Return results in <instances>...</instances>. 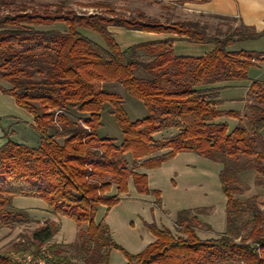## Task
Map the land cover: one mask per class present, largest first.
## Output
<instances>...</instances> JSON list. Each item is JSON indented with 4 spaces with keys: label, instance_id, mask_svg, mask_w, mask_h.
<instances>
[{
    "label": "trees",
    "instance_id": "trees-1",
    "mask_svg": "<svg viewBox=\"0 0 264 264\" xmlns=\"http://www.w3.org/2000/svg\"><path fill=\"white\" fill-rule=\"evenodd\" d=\"M6 7L8 2L0 0V80L11 87H0V91L32 114L40 144L37 148L17 144L4 132L7 141L0 145V230L27 220L26 212L13 206L15 197L42 199L52 215L87 225L85 233L91 246H83V264H109L107 250L122 249L104 223L96 224L95 217L101 205L112 207L120 201L118 195H108L113 184L117 194L126 193L132 179L138 193L152 192L158 203L161 201V193L149 189L148 175L129 169L127 154L135 165L149 171L182 152L222 164L245 156L254 158L256 171L264 173V152L256 143L264 130V86L259 81L251 83V92H258L256 104L249 108L252 134L241 126L229 131L226 124L219 123L223 115L238 118V113L221 112L203 93L218 84L246 81L252 70L261 68L264 53L230 50L239 42L258 38V34L244 25L241 28L246 34L235 31L219 37L209 36L192 22L165 27L140 20H103L73 13L41 15L24 10L3 16L1 11ZM57 23H64L67 31L35 28ZM110 25L177 34L191 44L213 45L215 49L203 57L177 56L173 38L123 49L108 30ZM84 29L100 35L106 46L87 38ZM104 83L121 84L130 97L143 103L148 116L132 122L122 97L104 90ZM106 104L113 107L122 132L119 144L98 134ZM74 112L80 114L79 121L67 117ZM55 115L60 129L54 125ZM169 130L177 133L157 139L159 133ZM54 133L64 137L63 143ZM234 177L227 170L220 174L227 198L224 234L200 238L196 233L198 219H191L184 210L174 223L179 235L165 226L147 224L154 240L140 254L125 253L128 264H264V214L257 207L247 237L237 242L230 231L239 214V202L229 186ZM57 226L53 222L32 233L29 245L36 255L41 253L40 246L58 233ZM48 252L52 264H79L58 247L51 246ZM0 264L14 261L0 254Z\"/></svg>",
    "mask_w": 264,
    "mask_h": 264
},
{
    "label": "rangeland",
    "instance_id": "rangeland-1",
    "mask_svg": "<svg viewBox=\"0 0 264 264\" xmlns=\"http://www.w3.org/2000/svg\"><path fill=\"white\" fill-rule=\"evenodd\" d=\"M8 7L3 8L1 14L15 15L21 11L27 13L45 14H66L73 13L77 16H92L105 20H127L146 21L173 27L178 23L192 22L200 23L199 28H204L209 36L225 37L235 31L246 34L236 19H220L211 15L203 18L187 21L183 17L172 18L170 11L156 7V0H6ZM136 10H139L136 11ZM144 11L145 15L139 14ZM38 30H58L66 32L68 27L64 23H57L53 26H35ZM118 28L123 32L118 33ZM125 29V30H124ZM203 29V30H204ZM108 30L116 36L117 41L127 44L134 39L131 31L125 27L110 25ZM126 30L128 32H126ZM82 33L95 43L105 47L104 39L96 32L84 29ZM148 33V32H146ZM165 34L173 38L179 36L169 33ZM244 42V41H243ZM247 42L237 44L230 50H256L262 47L258 44ZM192 45V44H191ZM250 45V46H249ZM252 46V47H251ZM255 51V50H252ZM261 61V60H260ZM261 68L252 70L249 78L242 82H228L214 86V90H207L206 94L214 101L221 112L233 111L238 113V118H230L223 115L219 123L226 124L229 131L241 126L251 134V112L250 107L255 105V94L251 92L252 81H259L264 86V62H259ZM0 85L10 89V85L0 80ZM103 89L118 94L122 97L123 108L132 122L143 120L148 116L143 103L130 97L123 86L119 83H104ZM207 89V88H206ZM101 128L99 137L112 138L117 144L122 142V132L115 120L114 110L110 104H106L101 113ZM73 121H79L80 114L77 112L67 114ZM19 119L23 125L30 129L29 125L34 123V118L25 109L18 106L16 100L0 91V131L1 126L7 119ZM54 125L60 129V122L55 115ZM84 127V126H83ZM32 131L36 133L35 129ZM2 132V131H1ZM13 133V131H11ZM175 130L161 132L157 139L169 138L176 134ZM11 134V133H10ZM59 143H63L64 137L54 133ZM258 150L264 152V130L256 138ZM129 169L137 173H146L149 180V189L161 193V201L158 203L155 195H143L138 193L132 179L129 180L128 192L117 194L116 185L113 184L109 196H117L119 202L112 207L101 205L95 217L96 224L104 223L110 230L113 242L120 249L107 250V261L109 264H128L125 253L137 255L142 253L154 240L147 224H156L159 227H167L175 234L180 233L175 229V221L179 212L187 210L190 217L198 219L196 233L202 239L216 238L227 231L226 204L227 198L221 187L220 174L223 170L235 174L234 180L229 183L233 188V195L239 202V214L234 217L230 231L239 242L247 237L253 229L255 207L264 214V173L256 171L257 165L254 158L240 156L238 159L229 160L227 164L216 162L204 156L192 152H182L165 162L161 167L154 170H145L135 165L130 154L125 156ZM264 166V160L263 164ZM13 206L24 210L27 220L21 225L0 230V254L28 255L36 254L29 243L32 233L38 228L45 227L50 223H57L58 233L53 239L40 246V251H50L51 246L60 248L62 254L71 259H76L83 264L81 256H84L83 246L90 247L85 230L87 225H77L67 217H56L48 212V205L42 199L17 196L13 199ZM27 249V250H26ZM80 256V258L78 257ZM232 264V263H217Z\"/></svg>",
    "mask_w": 264,
    "mask_h": 264
},
{
    "label": "crops",
    "instance_id": "crops-1",
    "mask_svg": "<svg viewBox=\"0 0 264 264\" xmlns=\"http://www.w3.org/2000/svg\"><path fill=\"white\" fill-rule=\"evenodd\" d=\"M156 1H159L161 2V4H163L162 7V5L156 2V7H158L159 9L164 8L166 12L170 11L172 14V18H178L181 16L187 21H192L193 19H201L204 16L211 15L214 17L236 19L240 23V26L244 25L250 31H252V33H256L259 35L258 38L248 40L247 42H253L249 44H258L259 46H261L262 44V47L258 50H256V48H251V50L248 51L255 50L253 52L264 53V0ZM136 11L139 12V10ZM139 14L145 15L147 17L145 12L142 10ZM118 30V33L122 34L123 28H118ZM126 32L128 31L126 30ZM131 34L132 36H134V39H131L129 40V42H125L127 44L122 45L117 41L115 35H113V37L123 49L134 45L173 38L165 34H154L141 31H131ZM173 39H176V42L174 44V51L177 56L203 57L215 49L213 45H191V43L187 42L184 38L176 37ZM244 42H239L237 44H241ZM0 87L7 89L2 85H0ZM29 126L30 129H28L26 125H23L22 121H20L19 119H7L5 121V124L1 126L2 132L0 131V145L5 144L7 141V139H5L4 137L5 132L8 134L9 140L13 141L14 143L23 144L31 148H37L40 144V136L37 132L34 133L32 131V128L34 129V123ZM11 131H13V133Z\"/></svg>",
    "mask_w": 264,
    "mask_h": 264
},
{
    "label": "built area",
    "instance_id": "built-area-1",
    "mask_svg": "<svg viewBox=\"0 0 264 264\" xmlns=\"http://www.w3.org/2000/svg\"><path fill=\"white\" fill-rule=\"evenodd\" d=\"M51 254L48 251H41L39 255L28 254V255H13L14 264H52Z\"/></svg>",
    "mask_w": 264,
    "mask_h": 264
}]
</instances>
